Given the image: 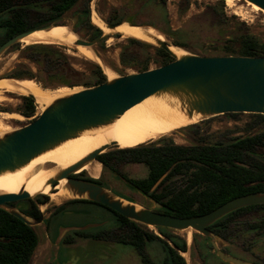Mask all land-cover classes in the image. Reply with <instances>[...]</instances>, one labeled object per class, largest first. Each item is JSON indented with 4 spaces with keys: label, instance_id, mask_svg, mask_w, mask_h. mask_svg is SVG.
<instances>
[{
    "label": "trees",
    "instance_id": "trees-1",
    "mask_svg": "<svg viewBox=\"0 0 264 264\" xmlns=\"http://www.w3.org/2000/svg\"><path fill=\"white\" fill-rule=\"evenodd\" d=\"M79 1L0 0V11L7 9L0 14V29H2L0 44L22 31L49 23L63 24L64 15ZM143 1L142 4L146 3V5L155 2V0ZM160 1L164 7L165 0ZM185 1L181 12L186 8L187 0ZM223 6L222 0L216 1L204 11L203 15L210 16L213 24L224 29L227 27L228 30L220 36V40L209 53L204 52L201 55L264 56V42L260 41L244 22L230 23V19L224 15ZM88 15V6H86L80 20L93 29V37L100 32V29L90 21ZM119 21L123 19L113 17L106 23ZM158 30L172 35L180 31L159 27ZM171 44L178 47L188 45L187 42L177 38L173 39ZM11 49L18 52L19 59L12 69V77L33 79L44 88L59 85L89 87L107 79L101 65L93 61H83L87 67L78 68L74 63L77 59L69 57L56 44L32 43L20 47V43H17L8 50ZM171 60L173 57L167 51L139 38L127 37L120 45L119 61L124 68H132L139 72L149 69L151 64L157 67ZM21 101L16 111L27 118L33 117L37 107L35 99L22 95ZM0 111L5 109L0 107ZM249 114L264 119V114ZM97 159L105 167L122 175L123 173L117 170L119 163L127 161L143 164L147 168L146 175L142 178H128L127 181L140 192L148 194V197L165 204L162 205L163 208L156 209L157 211L177 217L198 216L233 197L264 191V130L235 137L227 142L191 145L177 144L161 137L135 147L102 153L97 155ZM168 169V174L152 192H149L156 180ZM89 180L95 179L89 177ZM101 206L114 213L118 224L125 228L126 225L137 228L134 233L126 229L129 234H124L120 239L116 229L109 236L110 239L134 245L143 264H157L144 252V236L160 243L163 257L159 264H184V259L177 250H185L186 245L184 241L179 242V238L170 234L173 230L155 227L161 233L162 237H159L143 229L147 228V225L132 221L107 206ZM250 210L261 211V215L252 221L251 227L264 234V204L246 206L224 217ZM33 213L36 216L37 209ZM38 243L39 236L33 226L0 209V264H31Z\"/></svg>",
    "mask_w": 264,
    "mask_h": 264
},
{
    "label": "water",
    "instance_id": "water-1",
    "mask_svg": "<svg viewBox=\"0 0 264 264\" xmlns=\"http://www.w3.org/2000/svg\"><path fill=\"white\" fill-rule=\"evenodd\" d=\"M92 1L89 0L87 4L89 14ZM244 1L253 3L264 11V0ZM5 10L0 11V14ZM56 25L64 24L49 23L11 36L0 44V56L13 45L20 43L23 37L37 31H48ZM121 25L139 26L124 20L105 23L104 29L100 27V32L89 39L78 37L67 27L76 35L72 45H82L92 50L105 32L115 30ZM152 39L153 41H149L167 51L173 60L144 71H135L111 79L107 77L102 83L55 97L39 115L33 117V120L2 133L0 176L20 170L39 155L85 132L109 126L127 109L151 96L164 100L169 107L177 109L189 121L194 120L186 125L225 113L264 114V56L201 55L185 51L177 54L171 50L170 43L165 39ZM24 95L34 98L31 93ZM113 145H116L115 141H107L75 163L57 169L45 181V186L58 184L61 179H65L64 186L71 192L72 197L104 204L143 225L173 231L190 228L203 235H211L207 226L225 215L246 206L264 204V191H257L233 197L198 216L177 217L153 210L163 208L157 202L153 208L139 205L137 209L134 203H124L119 195L94 182L69 177L86 163L99 161L97 155ZM168 172L169 169L156 180L149 192L157 187ZM38 193H41V190L30 194L24 190V185H21L17 192H0V209L29 226L40 224L43 222L42 210L38 217L30 218L11 204L13 201L34 197ZM141 193L148 197V194ZM71 228H63L55 243L59 242L64 230ZM217 253L223 260L233 264H259L221 251Z\"/></svg>",
    "mask_w": 264,
    "mask_h": 264
},
{
    "label": "rangeland",
    "instance_id": "rangeland-1",
    "mask_svg": "<svg viewBox=\"0 0 264 264\" xmlns=\"http://www.w3.org/2000/svg\"><path fill=\"white\" fill-rule=\"evenodd\" d=\"M216 1L220 0H187L186 8H184L181 12V7L186 3L185 0H165L164 7H162L160 0H155L154 3H150L148 5H146V3L142 4L144 2L143 0H93L88 18L92 22L91 15L92 12H94L103 22V25L106 21L115 17L121 18L125 22L130 21L136 23L143 28L151 27L162 34L163 38L170 44L175 38L187 42L188 45L185 47L176 46L181 50L195 54H203L204 52L209 53L210 49L220 40V36L228 30L227 27H225V30L224 28H220L219 25L213 24L210 16L206 14L203 15L206 8L209 5H213ZM222 1L224 5V15L230 19V23L244 22L248 26L249 30L260 41L264 42V11L252 10L250 6L246 5V1L244 0L231 7L226 5L224 0ZM87 2L88 0H80L73 9L64 15L62 21L63 24L71 28L78 37L84 39L91 38L93 33V29L88 27L85 22L81 23L80 20V16L86 9ZM237 9H240L243 14H239ZM92 23L94 24V22ZM149 23L153 24L151 25ZM94 25L100 29L99 25ZM157 26L161 29H170V31H177L178 29L180 31H178L176 35L164 34L158 30ZM1 30L2 29H0V33ZM127 37L130 36H125L115 30L105 32L101 40L92 47L97 59H90L77 53L74 45L59 43L50 44L58 45L59 48L69 57L76 58L77 60L74 61V63L78 68L87 67L83 61H93L102 66L105 74V67H107L115 76H121L127 73L135 72L132 68H124L119 61L120 45L125 42ZM142 40L154 44L152 41L146 39ZM20 46L23 45L20 43ZM17 55L18 52L11 49L7 50L0 56V78L17 80L25 79L12 77V69L19 61ZM154 67H156V65H150V68ZM46 88L53 91H58L56 89H59L61 91H67L65 93H68L74 88L80 89L83 88V86L68 87L65 85H59ZM4 95L5 99L0 101V107L5 109V111H0V114L2 112L18 113L16 110L21 105V96L24 94L19 92H4ZM36 105L37 107L34 116L39 115L41 112L37 103ZM20 115V119H3V124L10 126V129H15L30 122L33 118H27L22 114ZM262 130H264V119H258L249 113H239L236 115L220 114L202 121L188 124L185 127L175 129L174 131L166 134L167 136H163V139L171 140L174 143L183 145L214 143L220 141L227 142L235 137L257 133ZM115 149H119V147L117 145H113L106 149L103 153ZM117 170L129 178H142L147 173V168L143 164L127 161L119 163ZM82 172L88 174L87 171H76V173ZM101 174L103 179L106 181L108 188L115 192L130 196L136 204H150L151 200L148 197L138 190H129L120 178L115 177L112 172L108 168H104L102 164ZM178 184H180V182H178ZM112 190L109 191L113 192ZM69 198L79 197L58 196L55 200L49 197L48 206L45 211H48L51 208V204L58 203ZM143 206L149 208L154 207V205ZM64 211H66V213L62 215V212ZM260 215L261 211L250 210L249 212L245 211L243 213L236 214L235 217H241L246 220L253 221ZM52 221L48 223L47 234L51 235L49 238L53 241V243L55 242V239H57V237L55 238L56 227H59L60 229V227H64L66 223L79 225L85 223L84 225L89 226L87 231L93 233L99 230L114 231L117 222L114 213L109 209L101 205L84 204L64 205L59 209L57 216H55ZM43 224L46 225V221H43ZM34 227L40 237L39 245H37L34 251L31 264H52V258L55 251L54 244L56 243L53 244L46 237L43 225H35ZM147 229H151L150 232L155 231V233L159 235L155 227L148 226ZM197 233L199 232L191 229L190 238L188 239L186 230H176L170 232L171 235L177 238H184L187 243V247L190 250L192 236ZM254 234L256 235L260 233L253 230L252 235ZM110 240L111 242L92 240L81 241L79 244L72 246L70 249L61 246L62 248L59 251V259H57V262L64 263L71 261L72 264H142L139 255L131 245L120 244L113 239ZM252 244L256 247L254 248L256 253L264 256V238L258 239V237H255ZM146 251L154 262L157 264L161 262L163 251L157 240L148 242ZM185 256L188 258V254H185ZM188 259L190 264H199L196 259Z\"/></svg>",
    "mask_w": 264,
    "mask_h": 264
},
{
    "label": "bare ground",
    "instance_id": "bare-ground-1",
    "mask_svg": "<svg viewBox=\"0 0 264 264\" xmlns=\"http://www.w3.org/2000/svg\"><path fill=\"white\" fill-rule=\"evenodd\" d=\"M224 1L226 5L231 7L242 0ZM246 5L250 6L252 10H261L257 5L248 1H246ZM237 12L240 14L241 10L237 9ZM91 19L92 22L104 29L103 22L94 12H92ZM115 31H118L125 36L152 41L153 37L164 39L162 34L151 27L143 28L140 26L121 25L118 26ZM75 39L76 35L71 32L67 26L56 25L48 31L43 30L29 34L23 37L20 40V43L23 46L32 43H59L72 45V42ZM74 48L77 53L82 54L87 58L97 59L93 51L88 47L74 45ZM170 48L177 54L184 52L172 44H170ZM105 68L106 75L109 79L115 77L112 71L107 67ZM56 90L58 91L44 88L33 79H0V101L5 99L4 92H19L22 94L31 93L41 111L55 97L61 96L63 93L67 92L59 89ZM76 90L79 89L74 88L70 91L72 92ZM8 118L20 119L21 115L15 112H2L0 114V135L11 130L10 126L3 124V119ZM192 121L194 120L189 121L177 109L169 107L164 100L154 96L148 97L127 109L109 126L85 132L81 136L70 139L55 149L39 155L20 170L0 176V192H17L20 186L24 185V190L30 194H34L41 190L43 193L50 194V197L53 200L57 199L58 196L72 197L71 192L64 186L65 179H61L56 185V192L48 193L50 186H45V181L52 176L57 169H62L75 163L84 155L93 149L100 147L107 141H115L119 148L135 147L141 143L165 136L171 131H174ZM48 164H53L55 166L53 168H47ZM79 170H86L90 176L98 177L101 173V163L99 161H91L81 166L77 172ZM122 201L124 203H130L125 199H122ZM135 205L138 209L139 205ZM188 229L191 231L190 228Z\"/></svg>",
    "mask_w": 264,
    "mask_h": 264
},
{
    "label": "flooded vegetation",
    "instance_id": "flooded-vegetation-1",
    "mask_svg": "<svg viewBox=\"0 0 264 264\" xmlns=\"http://www.w3.org/2000/svg\"><path fill=\"white\" fill-rule=\"evenodd\" d=\"M165 136H167V135H165ZM157 139H159V138H157ZM157 139H155V140H157ZM155 140H151V141H155ZM148 142H150V141H148ZM145 143H147V142H145ZM141 144H144V143H141ZM100 163L102 164L101 161H100ZM102 166H104V165L102 164ZM51 167H53V164L47 165V168H51ZM104 168H107V167L104 166ZM81 171H86V170H79L78 172H81ZM110 171L112 172V174L115 177L120 178L122 180L123 184L126 185V187L129 190H132V191L137 190V188H135L129 181H127V179L129 177H127L124 174L122 175V174H119L117 172H114L112 170H110ZM88 174H86L84 172L74 173V174H70L69 177L80 179V180L91 181V182H94V183L108 189V190H112V189L107 187L106 181L103 179L101 173L98 177H91ZM89 177L94 178L95 180H93V181L89 180ZM56 185H57V183H53L52 185H50V190L48 193L56 192V190H57L55 188ZM113 192H115V191H113ZM115 193L117 195H119L121 198L126 199L130 203L136 204L130 196L124 195V194L118 193V192H115ZM49 197H50V194L43 193L41 191V193L36 194L34 197L11 202V204L13 206H17L21 212L30 214V215H27L30 218L38 217L40 214V210H42L43 221H46L47 224L45 225L42 222V223L37 224V225H43V230L45 232L46 237L49 239V241H51L49 238L51 235L47 234L48 223H50L52 220H54V217L57 216L59 209L62 208L64 205H72V204L104 205V204H101L98 202L90 201V200L85 199V198H69V199H65L61 202L51 204V206H50L51 208L48 211H45L47 209V206H48ZM148 198L151 200L150 204H144V203H141V204L137 203V204L138 205H156V202H157L159 205H165L163 202L155 201L150 197H148ZM57 207H59V208H57ZM36 209H37L38 214L36 216H34L33 212ZM153 210L157 211L156 209H153ZM157 212H159V211H157ZM65 213H66V211L62 212V215H64ZM251 223H252L251 220H246L245 218H241V217H235V215H232L230 217L221 218V219L217 220L216 222H214L213 224L207 226V229L211 232V235H203L201 233H197L196 235L192 236L191 250L188 249L185 239L179 238L178 239L179 242H181V241L185 242L186 249L185 250L178 249L177 250L178 254L184 259V264H190L188 258L196 259L199 264H233V263H230L228 261L223 260L218 255L217 251H221L225 254L240 258L242 260L255 262V263H259V264H264V256L263 255L261 256V255H259V253H256V251L254 249L256 247H255V245L252 244L253 240H255V237H258V239H261V238L263 239L264 234L260 233V234L252 235L253 229L251 227ZM84 224L79 225V224H73V223H71V224L66 223L64 225V227H60V229H59V227H56L55 238L60 234V231L63 228H71V227H76V228L64 230V232L62 233V237L57 244H54L55 242L53 243V241H51L55 245V251L53 254L54 261H55V259H59L58 254L62 248L61 246H63L64 248L70 249L72 246L79 244L81 241H89V240L111 242L109 235L113 234L112 230H99V231L91 233V232L87 231V228L89 226L84 225ZM147 228H148V226H147ZM147 228H143V229H145L149 233L155 234V231L150 232L151 229H147ZM115 229L117 230V232L120 235V236L118 235L119 239L121 237H123L124 234H129L126 231V229L128 231H130L131 233H134V231L137 230V228L132 227L130 225H126V228H125L122 225L118 224V222H116ZM186 232H187V238L189 239L191 231L189 229H186ZM158 233L161 234L159 231H158ZM38 236L40 237L39 234H38ZM253 237H254V239H253ZM154 240L155 239H147L144 236V252L147 255H148V253L146 251V246H147L148 242L154 241ZM115 241H117V240H115ZM117 243L131 245L134 248V250L137 252V254L139 255L140 261L143 264V262L141 260V256H140L138 250L135 248L134 245H132L128 242L125 243L122 241H117ZM168 243L172 246L170 241H168ZM38 245H39V243H38ZM185 254H188V258H186ZM148 257L150 260H152L149 255H148ZM54 261H52V264Z\"/></svg>",
    "mask_w": 264,
    "mask_h": 264
},
{
    "label": "crops",
    "instance_id": "crops-1",
    "mask_svg": "<svg viewBox=\"0 0 264 264\" xmlns=\"http://www.w3.org/2000/svg\"><path fill=\"white\" fill-rule=\"evenodd\" d=\"M57 244V243H56ZM52 261H54V259L52 258ZM56 262H57V259H55V261L53 262V264H56ZM62 264H72V262L70 261V262H64V263H62Z\"/></svg>",
    "mask_w": 264,
    "mask_h": 264
},
{
    "label": "built area",
    "instance_id": "built-area-1",
    "mask_svg": "<svg viewBox=\"0 0 264 264\" xmlns=\"http://www.w3.org/2000/svg\"><path fill=\"white\" fill-rule=\"evenodd\" d=\"M33 117H35V116H33ZM156 234V233H155ZM157 235V234H156ZM159 237H162L160 234L158 235Z\"/></svg>",
    "mask_w": 264,
    "mask_h": 264
}]
</instances>
